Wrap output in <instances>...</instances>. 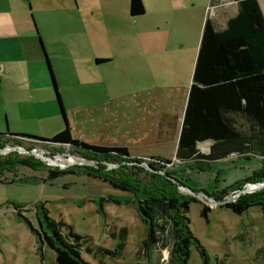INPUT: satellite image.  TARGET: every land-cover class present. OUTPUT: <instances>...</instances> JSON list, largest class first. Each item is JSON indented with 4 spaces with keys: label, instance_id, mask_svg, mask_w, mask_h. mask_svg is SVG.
<instances>
[{
    "label": "rangeland",
    "instance_id": "374dc122",
    "mask_svg": "<svg viewBox=\"0 0 264 264\" xmlns=\"http://www.w3.org/2000/svg\"><path fill=\"white\" fill-rule=\"evenodd\" d=\"M51 2L55 0H32L35 9L33 4L27 3L29 20L36 25L44 46L45 41L48 44L50 39L52 41V24L58 23L62 28L66 24V13H58L59 19L54 21ZM128 6V0H118V4L111 8L107 5L103 14H100L103 15L104 22L102 34L113 40L122 52L128 49L130 41L134 39V25L139 20L130 16ZM54 54H58L56 49ZM46 56L49 59L48 54ZM55 62L56 59L54 66ZM189 72L190 63L186 62L179 75L168 72L162 77L154 75L152 78L139 79L137 87L140 89H137L135 96L145 99L148 95L144 94L151 90L154 97L151 105L153 112H163L169 99V111L180 115L184 106L185 89L182 86L192 78V73L190 77ZM57 74L59 75L58 71ZM121 82L123 99H128L133 91L130 89L131 83L128 79H121ZM4 86L1 81L0 88ZM143 87L151 89L141 91ZM59 90L63 107L67 106V110L65 107L64 110L66 116L68 115L72 137L91 144L126 146L133 159L140 160L138 166L144 168L136 175L142 183L147 182L150 176L147 164L152 160L150 156H158L151 154L163 155L164 157H159L172 160V163L165 164V170L175 171L176 177L183 183L179 186V191L197 200L189 203V227L208 253L210 264H264L262 206L253 204L242 213H236L224 206L225 203L237 201L243 196L259 193L264 188L261 185L264 179L244 180L260 169L259 157L233 154L228 158L203 164L200 169L192 164L180 165L173 157L174 141L161 145L152 143L149 126L136 124L141 114L148 113L146 116L150 118L149 103L138 107L132 101L122 108V104L127 102L123 100L115 111L95 107L91 124L81 126L82 112L74 108L84 104L82 99L78 102L82 91L79 95H72L69 89ZM102 90L106 99L113 95L109 94L113 89ZM31 97L28 92L0 89V106L3 99H6L9 107L17 108L18 105L28 103ZM38 97H42L37 100V103H41V122H27L22 128L30 132L19 133L50 138L54 133L49 115L53 111L63 124L59 106L52 88L48 97H45V92H40ZM145 105H148V111L142 109ZM104 124H108L105 134L102 132ZM1 128L0 132L12 133L7 129L4 119ZM8 145L18 146L12 142L6 147ZM20 146L23 149L16 148L0 154L11 155L16 159L26 157L32 163L31 166L17 164L15 173L5 170L0 175V264H57L54 251L46 242H41L38 235L41 230H47L46 215L51 220L64 224L61 226L63 233L71 228L85 239L81 242L82 256L90 264H167L169 253L166 249L159 245L151 248L143 245L147 228L136 209L137 202L134 201L136 197L133 192L122 190L101 177L89 174L90 170L85 167L95 166L96 161L82 155L80 149L75 150L69 145L24 139ZM199 147L203 151L207 148L206 144H200ZM134 163L136 164H129ZM102 165L112 170L118 166L115 163ZM130 166L123 170L130 173ZM53 169H66L71 172L50 178L48 172ZM236 183H241V186L235 188ZM204 206L209 208L206 217L201 215ZM121 235L124 236L123 249L120 254H113ZM187 264H202L199 252L193 245L190 246Z\"/></svg>",
    "mask_w": 264,
    "mask_h": 264
},
{
    "label": "trees",
    "instance_id": "16d2710c",
    "mask_svg": "<svg viewBox=\"0 0 264 264\" xmlns=\"http://www.w3.org/2000/svg\"><path fill=\"white\" fill-rule=\"evenodd\" d=\"M234 1L237 3V12L222 28H217L209 18L204 22L175 158L180 165L192 164L200 169L203 164L224 159L231 154L243 157L255 155L260 158L261 167L244 180H262L264 14L258 0ZM128 10L132 17L143 15V1L129 0ZM46 61L62 117V128L50 138L0 132V149L9 142L20 146L24 139L80 149L82 155L96 161L95 166L85 167L90 170L89 174L101 177L122 190L133 192L136 197L134 201L137 202L136 209L147 228V237L143 242L145 247L159 245L166 249L169 253L167 264H187L190 246L193 245L199 252L202 264H210L208 253L189 227V203L197 200L179 191V186L183 183L176 177L175 171L165 170V164L172 163V160L150 156L152 160L147 163L150 176L147 182L142 183L136 175L144 168L138 166L140 160L133 159L126 146L97 145L73 138L49 59ZM206 141H211V144L203 151L199 145ZM30 161L26 157L16 159L11 155H0V175L5 170L15 173L17 164L31 166ZM131 162L136 164H129ZM102 163H115L118 166L112 170ZM128 165H131L130 173L123 170ZM68 172L71 171L53 169L49 170L48 176L55 178ZM235 186L239 188L241 183H236ZM253 204L261 205L264 210V188L259 193L243 196L237 201L225 203L224 206L236 213H242ZM208 209L204 206L201 215L206 217ZM45 220L47 230H41L38 235L40 241L46 242L54 251L57 264H90L82 256L81 242L85 239L81 235L71 228L63 233L61 226L64 224L51 220L47 215ZM122 231L125 232V229ZM123 246L124 236L121 235L113 254H120Z\"/></svg>",
    "mask_w": 264,
    "mask_h": 264
},
{
    "label": "crops",
    "instance_id": "0c3cea01",
    "mask_svg": "<svg viewBox=\"0 0 264 264\" xmlns=\"http://www.w3.org/2000/svg\"><path fill=\"white\" fill-rule=\"evenodd\" d=\"M142 1L145 13L135 17L139 18L134 25L135 37L130 41L128 49L122 52L113 40L107 39L102 34L104 22H102L103 15L100 16L107 5L111 8L118 4V0H55L51 2L54 21L59 19L58 13L59 15L66 13V24L63 28L58 23L52 24V41L50 39V44L45 41V46L36 25L29 20L27 3L30 2L32 5V0H0V83L2 81L5 84L4 88L0 89H16L19 92H28L34 97H31L28 103L18 105L17 108L9 107L7 100L3 99L0 106L2 112L0 125H3L4 119L7 129L12 133H19L30 132L22 128L27 122L32 123L35 120L41 122V103H37V100H41L42 97L37 98V95L45 92V97L46 95L48 97L53 84L43 50L50 59L58 89H69L72 95H79L82 91L80 97L78 96V102L82 99L84 104L72 108L82 112L81 126H88L95 114L93 112L95 107L115 111L123 100L127 102L122 104V108L132 101L136 102L138 107L146 103L151 106L154 101L151 90L144 94L148 95L145 99L135 96L137 89H140L137 87L139 79L152 78L154 75L162 77L168 72L179 75L186 62L190 63L189 76L191 77L205 20L209 18L217 28H222L226 21L237 12V3L234 0ZM258 2L264 14V0H258ZM33 7L35 9L34 4ZM55 49L58 54H54ZM121 79H128L131 83L130 89L133 91L128 99H123L121 94ZM62 80L66 84H63ZM190 84L189 78L185 84L187 86H182L185 89L184 106L180 115L169 111L170 105L167 99L163 112L159 110L155 113L151 106L150 118L146 116L148 113H145L141 114L140 120L136 121V124L149 126L152 143L161 145L174 141L173 157H175ZM102 89L105 91L113 89L109 93L113 95L106 99ZM144 89L151 88L143 87L141 91ZM64 107L67 110V106ZM142 109L148 111V105ZM49 118L55 134L62 128V123L54 111ZM1 126L0 131H2ZM107 127L108 124L103 125V134H105L104 131H108ZM175 129H177L176 132ZM201 144H206V151L211 141ZM151 155L164 157L159 154Z\"/></svg>",
    "mask_w": 264,
    "mask_h": 264
},
{
    "label": "water",
    "instance_id": "95a60500",
    "mask_svg": "<svg viewBox=\"0 0 264 264\" xmlns=\"http://www.w3.org/2000/svg\"><path fill=\"white\" fill-rule=\"evenodd\" d=\"M41 46L43 47V44H41ZM43 54H44V60H45V62H46V64H47V56H46V54H45V52H44V50H43ZM23 149V147H21V146H17V147H14V146H5L4 148H2V149H0V154L1 153H3V152H7V151H10V150H12V149ZM25 151H26V149H25ZM261 185H264V182L261 184Z\"/></svg>",
    "mask_w": 264,
    "mask_h": 264
},
{
    "label": "bare ground",
    "instance_id": "6f19581e",
    "mask_svg": "<svg viewBox=\"0 0 264 264\" xmlns=\"http://www.w3.org/2000/svg\"><path fill=\"white\" fill-rule=\"evenodd\" d=\"M62 163V162H61ZM63 165H65V164H63Z\"/></svg>",
    "mask_w": 264,
    "mask_h": 264
}]
</instances>
